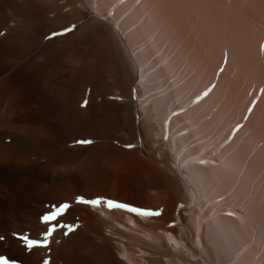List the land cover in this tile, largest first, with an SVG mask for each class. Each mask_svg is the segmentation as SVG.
I'll return each instance as SVG.
<instances>
[{"label":"bare ground","instance_id":"obj_1","mask_svg":"<svg viewBox=\"0 0 264 264\" xmlns=\"http://www.w3.org/2000/svg\"><path fill=\"white\" fill-rule=\"evenodd\" d=\"M137 2L0 0V255L264 264V0ZM79 195L144 197L161 214ZM63 201L73 231L31 250L14 238L42 239L41 216Z\"/></svg>","mask_w":264,"mask_h":264},{"label":"snow or ice","instance_id":"obj_2","mask_svg":"<svg viewBox=\"0 0 264 264\" xmlns=\"http://www.w3.org/2000/svg\"><path fill=\"white\" fill-rule=\"evenodd\" d=\"M80 143H91V141H81ZM79 203H84V204H89L92 206H99L102 201L100 199L92 200V201H86L83 199L78 200ZM106 205L108 209H126L130 213L138 214V215H144V216H155V215H160L159 212H152V211H147V210H141L136 207L128 206L125 204L113 202V201H107ZM69 208L68 204L62 205L60 208L52 211L50 214L45 215L42 217V222L43 223H51L53 226L49 228L48 232L43 236V242L39 241H34L29 239L28 237H24L23 243H25L26 247L31 250L34 247H44L46 248L48 246L50 237L53 232L57 230V227H68V231H73L74 229L71 226H65L63 224L56 225L54 222L58 220V218L64 214V212ZM68 233L65 232V235ZM2 239V237H0ZM0 264H10V262L3 257H0Z\"/></svg>","mask_w":264,"mask_h":264},{"label":"rangeland","instance_id":"obj_3","mask_svg":"<svg viewBox=\"0 0 264 264\" xmlns=\"http://www.w3.org/2000/svg\"><path fill=\"white\" fill-rule=\"evenodd\" d=\"M180 105V104H179ZM176 131V129H173L172 130V132L174 133ZM221 134L223 135L224 133H223V130L221 131L220 130V132L218 133V134H216V136H221ZM219 138V137H218ZM131 171H128V173H126L127 175H125V177L124 178H126L129 182H131V183H133L134 181H135V175L132 173ZM129 174V175H128ZM129 176V177H128ZM132 176V177H131ZM128 177V178H127ZM133 179V180H132ZM144 199V197H141V199H138L137 200V202H134L135 204H137V205H144V203H142V201H144L143 200ZM149 200V201H148ZM147 200V202H149V203H147V204H149V205H155L156 204V202L154 203V201H153V199H152V203L150 202L151 201V198L150 199H148ZM138 203H140V204H138ZM172 225V224H171Z\"/></svg>","mask_w":264,"mask_h":264}]
</instances>
